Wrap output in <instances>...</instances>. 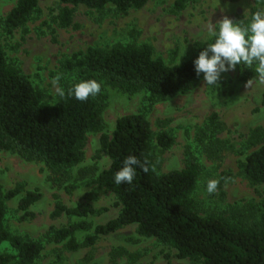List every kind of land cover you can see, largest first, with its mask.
Returning a JSON list of instances; mask_svg holds the SVG:
<instances>
[{
	"label": "trees",
	"instance_id": "16d2710c",
	"mask_svg": "<svg viewBox=\"0 0 264 264\" xmlns=\"http://www.w3.org/2000/svg\"><path fill=\"white\" fill-rule=\"evenodd\" d=\"M148 0H59L62 4L54 22L59 27L72 24L76 6L102 10L112 5L117 12L140 8ZM186 0H175L174 7L182 8ZM263 9L254 6L251 14L264 10V0H257ZM38 0H16L0 24L10 34L22 27L38 12ZM241 26H246L244 22ZM212 40L195 41L189 56L180 63L169 65L161 58L153 57L147 43H117L110 47H88L60 60L59 69L71 76L53 101L34 86L29 77L7 62L0 47V149L16 152L28 161L41 162L50 172L48 179L57 188L69 191L73 183L63 186L71 177L70 171L84 157L83 147L90 132H101L99 151L109 158V165L99 171L93 181L97 188L112 192L119 206L117 214L104 223L92 224L85 220L90 214H98L104 207L95 208L88 201L66 205L57 193L51 217L61 215L75 217L66 225H51L46 240L62 244L68 251L91 246L100 235L112 233L124 226L135 224L136 232L154 237L161 244L175 250V255L193 264H264V197L259 204L258 217L249 223L241 218L221 213L200 214L193 203V195L199 174V158L191 149L186 152L185 165L180 169L160 172L154 163V149H168L173 136L159 131L155 137L151 130L147 111L155 103L191 88L200 78L194 71L193 61ZM239 79H259L254 67L237 66ZM95 79L101 85L127 93L142 94L141 105L136 112L119 116L110 134L102 132V96L100 92L79 101L67 93L73 84ZM264 103V94H263ZM223 123L212 112L197 130L195 141L208 155L219 157L225 146L218 137ZM247 140L248 146H259L248 152L238 163L241 174L250 184L264 183V129L258 127ZM260 136V137H258ZM155 140V143H153ZM129 155L135 156L148 168H140L132 184L114 183V174ZM19 187L2 193L0 189V264H32L43 248L42 241L10 232L5 226V199L16 196ZM38 190L27 191L19 198L18 208L32 216L28 208L40 198ZM93 229L90 232V229ZM84 231L82 238L79 231ZM9 246L13 252L1 249ZM127 253L122 248L113 250L112 258ZM137 258L128 254L129 262Z\"/></svg>",
	"mask_w": 264,
	"mask_h": 264
},
{
	"label": "rangeland",
	"instance_id": "374dc122",
	"mask_svg": "<svg viewBox=\"0 0 264 264\" xmlns=\"http://www.w3.org/2000/svg\"><path fill=\"white\" fill-rule=\"evenodd\" d=\"M16 0H0V19ZM175 0H148L140 8L117 12L112 5L102 10L76 6L72 24L59 27L54 18L62 4L59 0H38L39 11L32 14L24 26L12 33L4 32L0 24V47L7 62L26 74L34 86L41 89L49 101L57 96V88L71 81L68 73L59 69L60 60L88 47H110L117 43H147L153 57L174 65L185 60L195 41L209 40L208 29L227 17L245 25L254 6L263 9L257 0H186L182 8L174 7ZM238 69L221 74L216 87H209L203 74L189 89L155 103L147 111L153 136L167 131L173 136L172 145L165 150L154 149V163L160 172L182 168L191 149L199 158V174L193 203L200 214L210 212L241 218L249 223L258 217L259 204L264 197V183L250 184L241 174L239 161L259 144L248 146L247 140L258 127L264 129V81L241 80ZM101 90L104 129L110 134L116 119L136 112L142 94L129 95L107 86ZM215 112L223 123L218 137L224 140L219 157L208 155L195 141L197 130L207 116ZM101 132L87 134L83 160L70 171L71 177L63 186L73 183L67 191L57 188L48 176L50 172L41 162L28 161L18 153L0 149V189L20 188L19 193L5 199V226L15 234L42 241L43 248L32 264H193L175 255V250L161 244L154 237L141 236L136 225L124 226L112 233L100 235L91 246L74 251L62 244L46 240L51 225H66L75 217H51L54 193L66 205L88 201L95 208L104 207L98 214L85 220L92 224L104 223L114 217L119 206L112 192L100 190L93 181L96 174L109 165V158L100 152ZM260 137V136H258ZM155 143V140H153ZM219 183L214 193L208 194L206 183ZM38 190L40 198L28 208L32 216L18 208V201L27 191ZM92 228L90 232H92ZM84 231L78 232L82 238ZM122 248L127 253L112 258L111 252ZM1 249L13 252L3 245ZM128 254H136L131 263Z\"/></svg>",
	"mask_w": 264,
	"mask_h": 264
},
{
	"label": "clouds",
	"instance_id": "9594fccd",
	"mask_svg": "<svg viewBox=\"0 0 264 264\" xmlns=\"http://www.w3.org/2000/svg\"><path fill=\"white\" fill-rule=\"evenodd\" d=\"M208 37L212 42L208 43L193 61L196 75L199 77L203 74L207 86L216 87L221 74L235 70L237 66L254 67L259 79L264 81V10L253 12L246 26L225 17L218 25L209 27ZM100 90L98 81L86 79L73 84L67 94L83 102L96 96ZM57 94L63 97L64 89L57 88ZM137 168L148 171L135 156L129 155L114 174V183L132 184ZM218 183L215 179L208 180L207 193H214Z\"/></svg>",
	"mask_w": 264,
	"mask_h": 264
}]
</instances>
